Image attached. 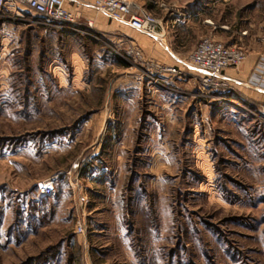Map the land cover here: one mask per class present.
Returning <instances> with one entry per match:
<instances>
[{
    "label": "rangeland",
    "instance_id": "obj_1",
    "mask_svg": "<svg viewBox=\"0 0 264 264\" xmlns=\"http://www.w3.org/2000/svg\"><path fill=\"white\" fill-rule=\"evenodd\" d=\"M128 1L158 21L137 62L93 22L0 9V264H264L262 104L186 66L214 36L264 50V0Z\"/></svg>",
    "mask_w": 264,
    "mask_h": 264
},
{
    "label": "built area",
    "instance_id": "obj_2",
    "mask_svg": "<svg viewBox=\"0 0 264 264\" xmlns=\"http://www.w3.org/2000/svg\"><path fill=\"white\" fill-rule=\"evenodd\" d=\"M67 3L87 5L98 14L124 24L131 29L150 37H158V21L148 11L141 9L128 0H0V9L7 7L13 9L24 8L33 14L42 25L48 27L67 28L76 22V15L68 10ZM90 25V22H87ZM134 62L142 59L141 51L129 42L126 51ZM246 60V53L236 45H225L212 39L201 40L191 53L186 64L192 71L200 88L206 92L224 93L232 90L229 79L224 75L226 69L237 70ZM155 80L160 77H186L175 66L157 64L155 66ZM150 74V73H149ZM255 117L264 120V104H262ZM53 181L48 180L38 185V193L48 196L53 192ZM76 232L83 233L80 222L76 224Z\"/></svg>",
    "mask_w": 264,
    "mask_h": 264
},
{
    "label": "crops",
    "instance_id": "obj_3",
    "mask_svg": "<svg viewBox=\"0 0 264 264\" xmlns=\"http://www.w3.org/2000/svg\"><path fill=\"white\" fill-rule=\"evenodd\" d=\"M66 7L76 15L77 19L93 22L97 29H101V31L106 33H117V35H119L117 37L120 38L121 42L124 40L130 41L141 52L143 48L137 36L151 38L124 24L115 22L104 15L95 13V11L87 5H80L78 7L75 4L67 3ZM95 14L98 16H95ZM214 38L216 39L215 41L222 40V37L216 38L214 36ZM224 75L229 79L232 86V94L229 95L230 98L235 101L241 99L250 106L264 104V50L253 49L246 53L245 62L237 70L226 69Z\"/></svg>",
    "mask_w": 264,
    "mask_h": 264
},
{
    "label": "trees",
    "instance_id": "obj_4",
    "mask_svg": "<svg viewBox=\"0 0 264 264\" xmlns=\"http://www.w3.org/2000/svg\"><path fill=\"white\" fill-rule=\"evenodd\" d=\"M29 264V263H28Z\"/></svg>",
    "mask_w": 264,
    "mask_h": 264
}]
</instances>
